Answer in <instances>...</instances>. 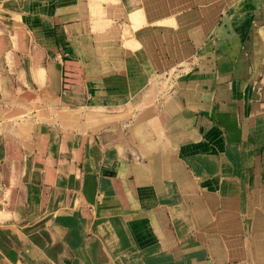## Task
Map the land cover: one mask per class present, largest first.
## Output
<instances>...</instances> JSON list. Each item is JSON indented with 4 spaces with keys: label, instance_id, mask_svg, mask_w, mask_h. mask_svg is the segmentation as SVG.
I'll return each instance as SVG.
<instances>
[{
    "label": "rangeland",
    "instance_id": "obj_1",
    "mask_svg": "<svg viewBox=\"0 0 264 264\" xmlns=\"http://www.w3.org/2000/svg\"><path fill=\"white\" fill-rule=\"evenodd\" d=\"M257 4L259 0H106L104 10L91 4L86 31L92 53L129 71L148 73L151 89L168 93L177 77H185L204 56H213L209 63L215 76L220 70L231 74L246 68L245 58L241 65L229 58L231 43L237 36L239 51H245L243 42ZM5 17L0 16V72L10 68L7 74L17 85L16 95L24 98L27 92L16 69L27 60L14 62L9 50H26L27 32L33 27H25L20 16L12 15L11 22ZM77 30L70 40L81 36ZM39 39L37 32L31 39L33 50ZM67 46L74 47L72 42ZM205 66L203 62L197 68ZM211 94L216 105L225 102L233 110L226 111L229 116L247 121L241 127L246 135L240 137L241 146L220 156L227 166H222L225 161L211 166L210 177L205 175L207 166H187L186 161L185 166L153 170L148 180H140V171L127 173L133 195L131 207L123 204L126 209L95 196L82 166H68L67 182L62 183L66 192L60 196L63 178L54 169L57 177L49 180L53 187L45 210L37 211L36 204L25 221L32 228L36 264H92L84 255L89 246L95 249L93 264H264V187L259 188L264 184V123L258 124L263 113L255 104L260 92L233 85ZM134 121L120 119L118 125L124 131ZM211 152L213 165L219 155ZM29 169L19 172L23 182L41 180ZM253 174L259 176L254 182ZM222 209L233 216L219 218Z\"/></svg>",
    "mask_w": 264,
    "mask_h": 264
},
{
    "label": "crops",
    "instance_id": "obj_2",
    "mask_svg": "<svg viewBox=\"0 0 264 264\" xmlns=\"http://www.w3.org/2000/svg\"><path fill=\"white\" fill-rule=\"evenodd\" d=\"M105 1L0 0V16H7L9 22L12 15L20 16L25 27H33L27 32L26 50H9L13 61L27 60L16 69L27 95H16L17 85L7 74L8 66L0 72V264H36L35 243L29 236L32 228L25 221L36 204L37 211L45 210L53 187L49 180L57 177L54 169L63 178L58 186L60 196L66 192L62 183L67 182L68 166H82L95 196L129 208L133 195L125 179L129 173L140 171L136 174L140 180H148L149 172L185 166L186 161L187 166H207L205 175L210 177L211 166H221L223 161L222 166L228 165L220 156L239 148L241 138L246 137L241 127L247 121L229 116L225 102L216 105L214 89L234 85L259 91L260 101L255 104L263 114L258 124L264 123V0L252 9L254 20L243 42L245 51H239L237 36L231 43L229 58L240 65L245 58L246 68L242 65L231 74L220 70L215 76L209 63L213 56H204L185 77H177L168 93L161 88L154 92L148 73L129 71L92 53L86 31L91 4L104 10ZM76 30L81 36L70 40ZM37 32L39 46L33 50L31 39ZM69 42L73 48L67 46ZM203 62L207 66L197 68ZM212 107L217 110L211 111ZM120 119L136 121L122 131ZM53 122L58 127L49 128ZM211 150L219 155L213 165ZM27 166L32 171L29 174L41 180L23 182L19 172ZM257 175L253 174V182ZM222 210L219 218L233 216L232 211ZM94 250L89 246L84 254L92 264Z\"/></svg>",
    "mask_w": 264,
    "mask_h": 264
}]
</instances>
